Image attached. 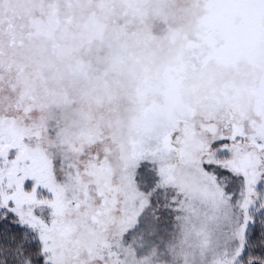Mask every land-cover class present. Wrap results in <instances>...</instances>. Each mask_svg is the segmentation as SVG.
Here are the masks:
<instances>
[{"label":"snow or ice","instance_id":"1","mask_svg":"<svg viewBox=\"0 0 264 264\" xmlns=\"http://www.w3.org/2000/svg\"><path fill=\"white\" fill-rule=\"evenodd\" d=\"M0 264H264V0H0Z\"/></svg>","mask_w":264,"mask_h":264}]
</instances>
